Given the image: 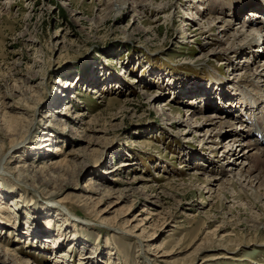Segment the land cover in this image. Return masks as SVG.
Here are the masks:
<instances>
[{
    "label": "rangeland",
    "instance_id": "obj_1",
    "mask_svg": "<svg viewBox=\"0 0 264 264\" xmlns=\"http://www.w3.org/2000/svg\"><path fill=\"white\" fill-rule=\"evenodd\" d=\"M209 1L0 0V199L18 204L0 215V264H264V177L228 189L230 135L205 134L225 105L238 132L264 111L240 108L264 95L249 81L264 48L232 54L227 32L198 29L261 20Z\"/></svg>",
    "mask_w": 264,
    "mask_h": 264
},
{
    "label": "bare ground",
    "instance_id": "obj_2",
    "mask_svg": "<svg viewBox=\"0 0 264 264\" xmlns=\"http://www.w3.org/2000/svg\"><path fill=\"white\" fill-rule=\"evenodd\" d=\"M210 1H211V3H208L209 5L205 6L207 9L212 5L211 8H214V10H215L217 7H219V4H221V6L219 7L220 9L223 10L224 8H229L233 12L234 16L237 19H238L240 12L242 10H245V12H247L246 9H248V7L250 8L248 10H250L249 14H251V17H255L256 14H258V16H260L261 14H264V5H260V3H264V0H237L236 3H232L230 5L229 4L228 5L222 4V2L220 3V2H217L216 0H210ZM247 14H248V12H247ZM219 17L220 16L210 18L211 24H210V28L208 30H202V27H200V28L197 27L198 29H200L199 34L201 36H205V39L206 38L208 39L211 36H212L211 39H214L213 35L215 36L217 34L216 31H218V33H226L227 32L228 36L226 38V41H229V40H232V41H231V45H230L229 49H227L226 52L230 51V53H232V54L233 53L239 54V53L254 52L255 46H258L259 48H262V49L264 48V22L260 21L259 22L260 25H257V28L256 29L254 28L255 30H253V31H251L252 30L251 29L250 33H248L249 31L241 30V28H239V27H236V28L232 27L233 23H232L230 18L227 19L226 21H223L221 19L219 20ZM256 20H259V19L250 18L249 19V23H250L249 25L250 26L256 25V24H254V22ZM231 30H233V31H231ZM246 40H247V42H245ZM229 58H230V56L227 59H229ZM260 66L262 67L261 69L258 70L256 68L254 73L251 75L252 77L249 76V77H251L249 79V81L252 84H257V83H259V80H260L262 82V85L264 86V84H263L264 79L261 78V76L264 75V63H261ZM259 85L261 86V83L257 84V86H259ZM240 100L245 103L244 107H243V104L240 105V106H242V107H240L241 110H244L245 113H246L245 109L248 108L251 111L253 109L252 108L253 106L255 109L257 107H259V108H261V110H264V108H262L264 106L263 105H262V107L259 106V104L257 102V100L261 101V102L264 101V95L261 93H260V95L258 94V96L256 95V97H249L248 95L246 96L245 94H243L242 98L240 97ZM207 105H208V107H211L212 103H208ZM218 106H220V105H217L216 107L215 106L214 107L219 109ZM221 107H222V105H221ZM228 107H229V105H225V107L222 108V110L226 113L228 112L227 115L231 116V115H233V112L231 111L230 107L229 108ZM223 114L224 113H219V112H216L214 114L213 119L215 118V121L216 120L217 121L211 123V125H213V126L208 127L205 134H207L209 141L211 140V142H214V143H219L218 140L214 139V138H216V137L220 138V136H222L226 133H228L230 135V137L228 138V141L230 144L228 146H226V148L224 149V154H223V159H222V160H224V162L222 160H218V162L222 161V164L220 165L221 166V173H228V171H233V168L237 167V166L239 168V173L235 174V177L230 176V178L225 179L224 184L228 185V189L233 190V188L237 184L244 186L245 184L243 182H247L250 185V188L254 189L253 187H255V185H254L255 181H257V183H258L259 179L261 177H264V147L262 146V145H264V111L260 112V115L256 114L254 117H251L252 115L251 116L247 115V120L249 121V124H247L246 126H248V128H247V130H244V128L243 129L240 128V130H239L240 132H238V128L235 127V122L232 120H228V119L226 120L225 118L227 117V115L226 114L223 115ZM234 116H235V114H234ZM234 116H232L231 118L234 119L235 118ZM236 116L240 117L239 115H236ZM240 118H243V117H240ZM180 121H183V120H180ZM240 121H243V120L240 119ZM196 122H198V121H196ZM245 122L248 123L247 121H245ZM202 124H203V122H202ZM254 124H256V127L260 128L262 130V132H260V133L258 132L259 134H261V136L257 137V134H256L257 131L254 130L255 129ZM200 125H199V127H200ZM191 126H192V124H191ZM193 126H194V124H193ZM197 126H194V127H197ZM255 134H256V136H255ZM244 136H247L249 138V140L247 141L246 144L240 143V139L242 140V137H244ZM2 159H3V157H2ZM245 159H247V161ZM7 161H8V159H7ZM7 161H6V163H7ZM60 161L61 160L54 162V163H56L58 165V164H60V163H58ZM225 163H227L226 166L223 165ZM256 163H262L263 166L258 167V165ZM40 169L41 170L45 169V166H41ZM253 172L254 173L257 172L256 175H253L252 174ZM0 173H3V172H0ZM5 173H7V172H5ZM19 175H21V174H18L16 176V181H20V179L18 177ZM216 179H218V178H216ZM0 183H1L0 185H3V183H4V182H2V178H0ZM245 187H247V186H245ZM48 194L50 195L49 201H52V203L54 205H56V204L59 206L63 205V203H62L63 199L60 198V195H61L60 191L59 192L49 191ZM111 197L108 196V198H111ZM0 201H1L0 202L1 218L5 217L6 219H8V221L12 222L11 219L14 217L12 215H9V213L16 212L18 204L15 203V204L8 205V203L2 202V199H0ZM70 216L71 215L68 213L65 216H62V218L65 219V222H66L65 224H67V226L70 223L74 222V220H72V222H70L71 221ZM56 219H58V218L54 217V215H51L47 218V221L44 222V225L45 226L51 225V224H53V222L55 225V223L57 222V221H55ZM0 220H3V219H0ZM16 220H17V218L13 219V222H15ZM75 221H76V223L74 225H78L77 224L78 222H80L82 224V221H80L78 219H75ZM66 230L67 229H63V225L59 226L58 227L59 234L55 235L52 238L54 241V243L52 244V246H54L52 248V251L55 253V257H58L59 259L61 258V256L59 255L60 251H59V253L56 252V247L59 246L57 242L60 240V243H61V242H63V240L64 241L67 240V235H64V233H66ZM75 239H77V236H74V238L72 240V248L74 246H77V244L75 243L76 242ZM108 242L111 243L112 241H108ZM98 244H101L100 240L98 241L97 245ZM5 253L10 255V256L15 255L9 249H6Z\"/></svg>",
    "mask_w": 264,
    "mask_h": 264
}]
</instances>
